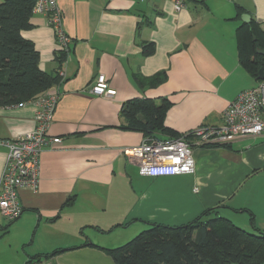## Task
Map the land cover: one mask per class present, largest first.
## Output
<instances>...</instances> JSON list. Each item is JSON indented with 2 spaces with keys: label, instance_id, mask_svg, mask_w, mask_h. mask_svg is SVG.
<instances>
[{
  "label": "crops",
  "instance_id": "obj_1",
  "mask_svg": "<svg viewBox=\"0 0 264 264\" xmlns=\"http://www.w3.org/2000/svg\"><path fill=\"white\" fill-rule=\"evenodd\" d=\"M58 3L72 38L63 66L45 14L34 12L22 34L39 51L41 69L64 71L50 127L61 141L41 154L38 189L19 191L21 216L0 219V264H26L56 249L67 250L41 259L100 264L97 257L107 255L102 247L122 245L151 223L186 224L211 208L209 217L264 231V136L195 146L193 173L148 176L123 152L140 144L143 133L120 128L122 105L134 97L168 98L165 124L181 135L221 125L229 104L259 82L240 63L237 31L248 23L244 13L264 31V0H187L180 11L173 0ZM149 44L155 51L146 55ZM160 71L167 78L156 87L142 89L134 80L136 73ZM101 73L116 95L90 92ZM35 115L33 103L0 107V139L33 130ZM7 154L0 144V180Z\"/></svg>",
  "mask_w": 264,
  "mask_h": 264
},
{
  "label": "trees",
  "instance_id": "obj_2",
  "mask_svg": "<svg viewBox=\"0 0 264 264\" xmlns=\"http://www.w3.org/2000/svg\"><path fill=\"white\" fill-rule=\"evenodd\" d=\"M36 0L0 1V107L32 103L62 77L40 67V53L23 30L31 28ZM242 10H239L241 12ZM239 60L256 79L264 68V31L255 20L238 28ZM155 51L153 44L144 47V54ZM66 53L57 52L63 64ZM167 78L165 71L146 77L135 74L140 88L156 87ZM172 106L166 98L134 97L125 101L120 110V128L138 131L145 138L174 139L181 136L165 124ZM74 198H70V203ZM212 208L191 222L182 225L151 223L128 242L105 248L114 264H264V231H247L222 216L209 217ZM208 217H206V216ZM104 250V248L102 247ZM67 249H56V255Z\"/></svg>",
  "mask_w": 264,
  "mask_h": 264
},
{
  "label": "built area",
  "instance_id": "obj_3",
  "mask_svg": "<svg viewBox=\"0 0 264 264\" xmlns=\"http://www.w3.org/2000/svg\"><path fill=\"white\" fill-rule=\"evenodd\" d=\"M187 0H173L176 11L186 7ZM33 12L45 14L55 33L57 51L66 53L67 62L72 38L64 30V16L58 0H36ZM62 68V67H61ZM64 77L63 69L58 72ZM95 95L112 97L117 90L109 86L105 74H99L90 86ZM60 99L58 85L52 86L32 103L36 107V126L14 139H0L8 148L6 164L0 180V215L9 221L19 218L23 207L21 189H38L40 157L44 149L54 148L60 137L50 134ZM264 136V79L238 94L224 111L221 125H203L174 139L144 138L135 146L125 147L124 154L136 160L142 175L171 176L195 171V146L230 143L245 136ZM26 264H46L44 259H31Z\"/></svg>",
  "mask_w": 264,
  "mask_h": 264
},
{
  "label": "rangeland",
  "instance_id": "obj_4",
  "mask_svg": "<svg viewBox=\"0 0 264 264\" xmlns=\"http://www.w3.org/2000/svg\"><path fill=\"white\" fill-rule=\"evenodd\" d=\"M2 216L0 215V219L1 220H4L3 218H1ZM7 220V219H6ZM5 221V220H4ZM8 221V220H7ZM147 228V227H146ZM144 230V229H143ZM142 232V230L140 231ZM139 232V233H140ZM139 233H137L136 235H134L133 237H131L130 239H127L126 241H124L122 244L128 242L129 240L133 239L135 236H137ZM120 246V245H119ZM105 248H108V247H105ZM104 248V252L107 254V255H102V256H98L97 257V260L100 261L99 263L100 264H114V259L112 258L111 254L107 252V250ZM91 256V260H92V254H90ZM85 263H88V262H77L76 264H85Z\"/></svg>",
  "mask_w": 264,
  "mask_h": 264
},
{
  "label": "water",
  "instance_id": "obj_5",
  "mask_svg": "<svg viewBox=\"0 0 264 264\" xmlns=\"http://www.w3.org/2000/svg\"><path fill=\"white\" fill-rule=\"evenodd\" d=\"M250 20H251V16L248 13L242 14V21L249 22ZM259 52L264 54V50L259 49ZM258 79L259 80L264 79V68L260 69Z\"/></svg>",
  "mask_w": 264,
  "mask_h": 264
}]
</instances>
